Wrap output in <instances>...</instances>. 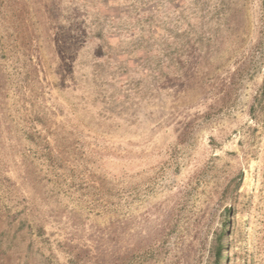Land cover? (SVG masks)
<instances>
[{
	"label": "rangeland",
	"instance_id": "374dc122",
	"mask_svg": "<svg viewBox=\"0 0 264 264\" xmlns=\"http://www.w3.org/2000/svg\"><path fill=\"white\" fill-rule=\"evenodd\" d=\"M264 264V0H0V264Z\"/></svg>",
	"mask_w": 264,
	"mask_h": 264
},
{
	"label": "trees",
	"instance_id": "16d2710c",
	"mask_svg": "<svg viewBox=\"0 0 264 264\" xmlns=\"http://www.w3.org/2000/svg\"><path fill=\"white\" fill-rule=\"evenodd\" d=\"M224 233L220 231L215 238V245L213 247V254H214V264H220L222 258V251H223V238Z\"/></svg>",
	"mask_w": 264,
	"mask_h": 264
}]
</instances>
